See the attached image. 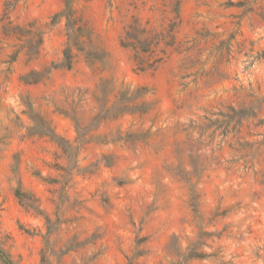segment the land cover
Instances as JSON below:
<instances>
[{"label":"rangeland","instance_id":"1","mask_svg":"<svg viewBox=\"0 0 264 264\" xmlns=\"http://www.w3.org/2000/svg\"><path fill=\"white\" fill-rule=\"evenodd\" d=\"M0 264H264V0H0Z\"/></svg>","mask_w":264,"mask_h":264}]
</instances>
